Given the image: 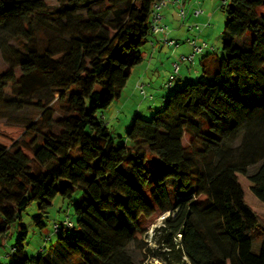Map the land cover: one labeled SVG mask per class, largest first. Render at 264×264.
<instances>
[{
	"label": "trees",
	"instance_id": "1",
	"mask_svg": "<svg viewBox=\"0 0 264 264\" xmlns=\"http://www.w3.org/2000/svg\"><path fill=\"white\" fill-rule=\"evenodd\" d=\"M161 1L0 0V245L14 229L12 264H136L129 245H147L167 212L155 227L161 263L264 264V214L239 180L264 203V0L223 3L215 71L164 84L153 117L135 113L116 142L103 111L143 62ZM25 109L40 119L12 118ZM58 195L76 220L54 223L58 248L27 254L23 213L36 201L42 229Z\"/></svg>",
	"mask_w": 264,
	"mask_h": 264
},
{
	"label": "rangeland",
	"instance_id": "2",
	"mask_svg": "<svg viewBox=\"0 0 264 264\" xmlns=\"http://www.w3.org/2000/svg\"><path fill=\"white\" fill-rule=\"evenodd\" d=\"M60 1L61 0H46L47 4L50 6H56L60 3ZM195 1H199V4L207 8V11H211L212 13L210 18L206 21V23H204L205 26L202 24L203 29L204 27H207V30L210 31V37H208L209 39L202 40V41H206L207 43H209L215 48L214 52L212 53L215 54L214 58L217 60L224 55V52L222 49V37H223L224 25L226 22V15L221 10L220 6L229 0H195ZM198 7H201V6H198ZM178 11H180V9H178ZM258 13L264 14V4L258 9ZM180 20L181 21L183 20L181 15H180ZM164 23L166 24V22ZM202 26L200 27V29L202 28ZM168 29H170V27H168ZM166 34L167 36L160 35V33L151 34V37L153 35L154 36V38H152L153 41L157 38V40L159 39L160 42L163 45L167 46L166 48L169 49L168 44L165 43V40L163 41L165 37L170 38L169 31ZM180 37L181 38L179 42L181 46L188 44V42H186V38H182V36ZM149 40L142 48L144 55L150 54L151 52L150 51L151 48L149 44L151 42H149ZM182 41H185V43ZM187 47L188 46H185L182 48L186 50ZM166 48L163 50V55L161 57L162 61L164 62V64L161 65L162 66L161 73L153 76L152 75L153 73L149 71L147 72L145 76L146 81L148 82L152 81L153 83V87L149 88L148 86H146L147 96H144L140 92L139 88L136 89L135 85L138 79V74L141 73L142 68L144 66H147L148 64V58L147 60L144 61V63L141 66L139 64L137 65L136 69L135 67L133 68L131 76L126 84V86H129L128 88H131L135 92V93H130V95L137 96L138 98L137 101L135 100V102L132 103V106L130 104L127 105V110L131 111L132 114L140 113V115L143 118L151 119L153 115L155 114V111L161 107L162 102H163V97L168 95V90L164 88V84L168 81V78L171 75L172 64L169 65L170 58L166 56V53L168 51ZM195 59L196 60L194 63H190V62L181 63L180 71L186 70V74L188 75L187 78L196 79L202 73V68L199 63L200 54L197 55ZM6 70H8V64L4 61L1 55V52H0V73L5 72ZM187 70H189V73H187ZM16 75L18 78L21 75V72L19 69L16 70ZM149 95H151L152 97L150 98ZM118 100H116L108 109L103 111V113L109 119L108 120L109 127L111 129L112 136L116 142L124 140V136L126 134V131L129 125L127 123H123L124 121H127L126 117H127L128 111L120 115L121 121L115 118L116 114H119V111L122 109V108L120 109V107L123 104L122 103L123 101L118 102ZM137 102L138 104L142 102L141 103L142 106L141 107L140 105L137 106L136 105ZM123 109L125 111V108ZM128 117L130 120L131 119L130 113L128 114ZM12 118L21 124L24 123L26 118H29L30 120H32V122H37L40 119V112L36 110L25 109V110L16 112ZM54 118L58 119L59 115L55 114ZM54 128L58 129V126H55ZM26 138L28 139L29 136L26 135ZM188 141H189V137L186 136L185 142L187 143ZM254 169H255V166L251 167L249 171L252 172ZM239 180L244 190L246 202L257 213L264 214V203L261 202L251 191V184L248 181L247 176H243L239 174ZM38 213H39V209H38L37 202L33 201L28 207V209L22 215L21 222L24 223L28 229V237L25 241V252L29 255H34L38 253V251L42 247H44L47 250H50L52 247L58 248L59 246L57 243V235L54 233V223L61 222L62 220L66 219L67 215H69V217L72 220L74 221L76 220V215L74 213V201L72 202L67 199H63L60 195L54 198L52 206L49 208L45 217H43V221L45 222V227H43L42 229L37 227V225L33 223V216H35ZM169 214L170 213L167 212L164 215H161L157 219V221L149 227L148 232L143 236V241L146 242L145 244L147 245L145 246L143 245L142 247L140 245H135V244L129 245L128 251L130 255L132 256V258L134 259L136 264H163L161 263L159 257L162 256L161 255L162 253L167 251V248H165L163 244L156 242L155 227L163 224L164 218L167 217ZM10 234H11L10 236H8L2 241V245H0V264H12L13 263V258L7 257L6 253L11 249L12 245H14L16 242V232L14 231V229L10 231ZM46 236H50V239H46L45 238ZM262 238H263V233L260 229H257L253 232L252 241H253L254 252L259 251Z\"/></svg>",
	"mask_w": 264,
	"mask_h": 264
},
{
	"label": "crops",
	"instance_id": "3",
	"mask_svg": "<svg viewBox=\"0 0 264 264\" xmlns=\"http://www.w3.org/2000/svg\"><path fill=\"white\" fill-rule=\"evenodd\" d=\"M180 6V5H179ZM179 6H177L176 4H173L171 2H168L164 5L161 6L160 11L163 14V22H166L167 26L170 27L169 29V37L173 38V39H177L178 41L180 40V36H182V38H195L198 42H201L202 40H207L209 39L208 37H210V31L207 30V27H204L202 24L205 26L204 23H206V21L210 18V16L212 15L211 11H207V8L203 7L201 4H199V1H195V0H181V7L185 10V18L181 21L180 20V15H179ZM201 6V7H198ZM204 8V9H203ZM187 23V25H186ZM199 25L200 27L202 26L200 31H196L194 29H190L189 26L192 25ZM210 25V23H209ZM208 26V25H206ZM183 34V35H182ZM160 35H164V34H160ZM151 37V36H150ZM149 37V39H150ZM154 36L152 35L151 39L149 40L150 44V54L144 55V60L142 63H140V66L144 63L145 60H147L148 58V64L147 66H144L142 68V72L138 74V79L135 85V88L138 89V86L140 84H146L149 88L153 87V83L152 81L148 82L146 81V74L147 72H151L153 73L152 75L155 76L159 73H161L162 71V64H164V62L162 61V55H163V50L167 47L165 45H163L160 40L157 38L153 41ZM185 43V41H182ZM180 46V47H179ZM176 48H173L171 46L168 45L169 49L166 48L168 51L166 53V56L169 57L170 59V63L169 65L173 64V62L177 61L179 59V56L181 54H188L191 51V46L188 44H185L184 46L179 45ZM188 46L186 48V50H184L182 47ZM212 46V45H211ZM215 48L213 50H207L205 51L203 54L200 55V60L199 63L201 65L202 69H206L210 72H214L216 67H217V60L214 58L215 54H213L212 52H214ZM196 60V59H195ZM195 62V61H194ZM137 66H135L136 69ZM182 71V70H181ZM180 71L178 78L180 79H184L185 77H187L188 75L186 74V70H183L182 72ZM187 73H189V70H187ZM129 86H125L121 97L119 98V101H123L121 107H120V111L119 114H116V119H120V115L126 111H128L131 114V119L129 120L128 117V112H127V121H124L123 123H127L130 124L129 122H131L133 116L135 115V113L132 114L131 111L127 110V105L130 104L132 106V103L135 102V100L137 101V96H133L130 95V93H135L134 90H132L131 88H128ZM123 99V100H122ZM117 102V103H118ZM142 103V102H141ZM138 104V102L136 103V105H140V107L142 106V104ZM135 105V107H136ZM125 108V111L124 109ZM133 110V109H132ZM118 115V116H117ZM125 115V114H124ZM104 119L105 121L108 123L109 119L108 117L104 114ZM129 121V122H128ZM109 124V123H108Z\"/></svg>",
	"mask_w": 264,
	"mask_h": 264
},
{
	"label": "built area",
	"instance_id": "4",
	"mask_svg": "<svg viewBox=\"0 0 264 264\" xmlns=\"http://www.w3.org/2000/svg\"><path fill=\"white\" fill-rule=\"evenodd\" d=\"M171 2L173 4H176L179 6V14L182 16V18H185V10L181 7V0H162L161 2H158L154 5V10L152 13V18H151V31L153 34H164L167 36V32L169 31L167 24L163 22V14L160 12V8L162 5ZM190 29L198 30L200 31V26L199 25H192L189 26ZM165 40V43L170 45L173 48H177L180 45V42L177 39L173 38H167L165 37L163 41ZM186 42L191 46V51L188 54H181L179 56V59L172 64V72L171 75L168 78V81L165 83L166 86L172 85V83L175 81L176 77L180 73V67L182 62H190L194 63L195 57L197 55L203 54L207 50H213L214 47L211 46L209 43L206 41H201L198 42L195 38H187ZM146 84H140L138 88L140 89V92L144 95L147 96L146 94ZM64 224L67 226H72V221L69 219L64 220ZM55 227L58 228V224H55Z\"/></svg>",
	"mask_w": 264,
	"mask_h": 264
}]
</instances>
